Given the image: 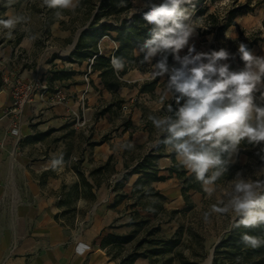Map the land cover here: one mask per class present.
<instances>
[{"label":"rangeland","instance_id":"obj_1","mask_svg":"<svg viewBox=\"0 0 264 264\" xmlns=\"http://www.w3.org/2000/svg\"><path fill=\"white\" fill-rule=\"evenodd\" d=\"M155 1L161 2V0ZM202 3L207 8V13L200 16L193 14L192 17L197 28V34L193 37L192 42L195 43L197 50H218L221 47H225L232 53H236L239 43L243 42L246 45L250 43L256 44L251 51L255 55L264 56V0H198V4ZM133 4V11L138 12L144 9L145 0H135ZM10 7L14 8V15L28 17V22L23 26H17L13 39H8L5 35L7 30L0 28V45L4 44L5 48L11 45L10 49L13 48L11 58H6L4 52L2 53L1 60L8 61L9 65L5 71H1L0 75H6L9 79H12L13 76L25 74L27 70L25 65L28 67L37 66V64H33L28 60L29 56H27L26 52L14 45L19 40L23 41L26 39V42H30L35 46V53L32 54V58L41 59L40 63L42 65L49 64L50 61L56 59L53 65L50 66V70H54V66H56V69L74 70V72H77L76 81L73 80V82H76L74 83L75 86L87 79L89 81L93 80L94 85L91 88L97 96V102L91 105H83L80 111H75L70 116L64 117L65 128L63 131H57L52 136V140L64 136V139H67L70 145L71 142L74 143L72 144L74 154L71 159L66 161L72 171L71 176L66 178L61 189V205L63 208L60 209V219L63 221V225L72 230L77 237H82L89 232L93 234L94 227L98 228L101 219L108 216L114 218V221L106 228L105 233L127 234L131 231V228H116L128 223L131 218L138 221L139 217L133 214L137 210L140 216L151 220L150 224L147 225L144 232L132 245L126 246L124 250L118 247L110 248L109 251L112 257L120 259L130 254L133 246L143 239L147 232H150L152 236L147 239L148 243L143 246L144 249L154 246L158 239L174 237L176 232L179 231L178 239L180 240V245L177 247L176 252L180 256L162 255L155 258L151 257L148 260V264H186V262L204 264L209 257L210 251L229 232L232 224L231 216L234 214L221 216L214 213L205 222L203 213L208 211L211 205L217 204L218 201L225 198V193L231 190L229 182L232 179L224 184L215 186L216 191L211 197L208 195L203 197L199 193L191 192V201L195 207L189 209H187L181 196L182 184L175 176L156 187L160 188L159 190L167 197V201L164 202L166 212H161L158 207H154L156 201L151 198L146 199L143 203H138V207L135 210L129 208L131 203L127 200L115 210L110 209V205L115 201L117 194H127L129 196L132 194L133 181L131 180L125 184L122 191L120 188L119 192H114L113 188L125 173V169L117 160L120 156L119 154L121 153L123 157L125 151L120 146L128 141L130 133H132V144L134 146L144 144L147 141V134L141 131L142 110L157 112L163 108L165 103H175L174 100L163 96L166 78H159L155 97L147 94L139 95L140 86L154 80L151 76V68L148 65L143 67L142 70H132L123 79L129 84V88L121 89L118 93L120 99H117L101 89L97 76L93 75L92 77L90 75L87 64L79 66L70 65L66 62L76 36H73L71 32H65V30L75 26L81 27L86 22V17L80 14H72V18H70L64 16L65 13L62 10V14L57 16V10L42 6V0H17L16 3L10 6L7 5V0H0V19L8 18V16H5V12ZM212 15L218 18V24L214 25L215 20L211 18ZM229 19H232L231 27L221 32L222 26ZM60 21L66 22V25L62 26L59 23ZM53 23L55 24L52 27L48 26V24L51 25ZM206 27L209 28L210 34L208 35L203 33ZM32 36L36 38L32 39ZM110 44L111 42L108 39L104 40L102 49L112 51L113 48H111ZM230 63L233 69L243 66L239 56H236ZM256 95L258 98L259 93ZM120 100H123V103H120ZM115 101L116 106L113 107L111 112L104 116H99L101 112ZM258 102L260 101L258 100ZM127 124H129L130 131L124 133V128ZM103 140L110 147L113 162L107 165V162L103 163L96 157L95 159L90 158L91 164H89L86 159L91 157V155L85 154L89 150L88 148H83V145L88 142L90 143V149H93L94 144H100ZM65 144L67 143L65 142ZM95 150H99V148H95ZM259 152L260 146L245 147L241 145L237 156L233 157V163L238 167L237 172H242L245 177L254 180L264 179V177L258 176L259 169L264 167V164L259 162L260 156L257 154ZM137 153L134 150L127 152L128 161L131 162V158L137 156ZM68 157H70V154ZM161 162L160 167L162 169L165 164L169 163L166 160ZM100 167H104L105 171L96 173L91 177L90 172ZM78 171L83 173L87 181L94 185L93 193L95 194V199L91 197L89 191L83 186ZM237 172H235V175ZM163 174L169 176L168 172ZM97 183L100 184L98 188L96 187ZM149 209L153 210L150 211ZM174 210H178L181 213L170 214ZM156 211L159 214L157 218L154 217V212ZM162 222L161 233H154V228ZM181 226L182 229H180ZM103 236L101 234L99 239Z\"/></svg>","mask_w":264,"mask_h":264},{"label":"clouds","instance_id":"obj_2","mask_svg":"<svg viewBox=\"0 0 264 264\" xmlns=\"http://www.w3.org/2000/svg\"><path fill=\"white\" fill-rule=\"evenodd\" d=\"M16 2L7 0V5ZM192 4L193 0H161L160 3L145 0L143 7L148 10L143 11V19L151 27L148 38L138 45L133 55L142 54L141 63L150 66L153 79L166 78L163 96L175 101V108L171 103L167 105V114L148 117L162 134L154 146L162 144L167 151L175 153L178 163L194 175L211 197L216 191V182L228 173L242 142L260 146L257 154L264 161V103H260L264 102V56L255 55L243 42L239 43L236 53L225 47L197 50L192 42L197 34L193 10L187 7ZM42 6L56 9V15L60 16L61 10L74 12L80 0H42ZM27 22L28 17L13 15L0 19V28L7 30L8 39H13L17 26ZM110 46L118 50L119 42L111 40ZM236 56L243 66L233 69L230 61ZM125 63L123 57H111L117 75ZM120 147L131 149L134 145L125 143ZM50 163L53 169L63 167V157L54 156ZM258 176L264 177V167L259 169ZM229 183L231 190L203 213L204 221L214 213L234 214L229 231L264 227V179L254 180L237 172ZM241 242L248 248L258 249L264 247V236L244 233ZM88 250L89 245L85 243L76 247L78 255Z\"/></svg>","mask_w":264,"mask_h":264},{"label":"crops","instance_id":"obj_3","mask_svg":"<svg viewBox=\"0 0 264 264\" xmlns=\"http://www.w3.org/2000/svg\"><path fill=\"white\" fill-rule=\"evenodd\" d=\"M13 15L14 8L10 7L5 16ZM25 40L14 45L26 52L28 60L37 66L25 65L27 70L23 76L38 77L49 85L50 90L43 98L35 95L32 102L25 106L22 117L15 116L8 113L12 97L5 81L9 77L0 75V264H116L106 250L100 247L102 238L110 233H105V230L113 223L114 218L104 217L100 226L94 227L93 234L89 232L82 237H77L60 219V209L63 208L61 189L72 172L66 161L74 154V143L71 142L70 145L64 136L52 140V136L65 128L64 117L80 111L83 105L97 102V96L91 88L93 80L87 79L75 86L76 82L73 80L76 81V72L71 80L52 82V73L62 70L56 69V66L54 70H50L56 59L42 65L41 59L31 57L35 53V46ZM10 46L5 48L4 44L0 45V73L9 65L8 61L1 60L2 53L6 58L12 57L13 48L10 49ZM71 51L70 54L73 52ZM90 75L93 77L96 74ZM98 80L101 89L110 94L101 80ZM83 148H88L89 151L85 154L91 155L86 159L89 164L90 158L98 157L105 163L112 157L106 142L93 149H90V143L87 142ZM119 155L117 160L124 168V159L121 153ZM54 156L63 157V167H51L50 162ZM163 160L169 161L163 169L172 167L173 163L169 158L161 159L159 165ZM130 180L134 185L137 176ZM163 183H157L154 187ZM101 234L104 236L99 239ZM79 243L89 245V250L83 255L76 253ZM145 263L148 264V260L138 259L135 262Z\"/></svg>","mask_w":264,"mask_h":264},{"label":"trees","instance_id":"obj_4","mask_svg":"<svg viewBox=\"0 0 264 264\" xmlns=\"http://www.w3.org/2000/svg\"><path fill=\"white\" fill-rule=\"evenodd\" d=\"M135 0H80V6L75 9V11L62 10L64 16L70 18L72 14H80L86 17V22L82 26H75L74 28H67L73 36H76L79 30L87 27L78 38L75 50L69 55L66 62L71 64H78L82 66L85 62L88 64V70L91 74H96L101 80L105 89L117 99L119 98V90L121 88H129V84L125 82L124 77L132 70L140 69L148 66L147 64L141 63V56L133 55L134 50L138 45L149 36L150 25L147 24L143 19V11H147V8L134 12V2ZM155 3H160L159 1L153 0ZM123 4V6H121ZM190 10H193L195 16L205 15L207 13V8L202 4H198V0H193L192 5H187ZM216 16H211L214 19V25L218 24V18ZM62 26L66 25V22H59ZM232 19L228 20L225 25L222 26L221 32L227 30L231 27ZM50 26V24H48ZM209 28L203 32L204 35L210 34ZM208 31V32H207ZM115 33V35H112ZM110 37L111 40L119 42V49H113L112 51H105L102 49V44L104 37ZM20 41V40H19ZM18 41V42H19ZM254 43L248 44V48L251 50ZM113 55L123 57L125 60V68L117 75L111 65V57ZM169 62L171 63V57H169ZM92 63V64H91ZM51 81H67L71 80L76 72L69 71L66 69L56 70L52 73ZM159 83V77L151 82H146L139 88V95H150L155 97V91ZM93 86V81H91ZM123 103V100H120ZM174 108L175 103H172ZM167 103L164 104L160 111L154 112L150 110H142L143 116L141 120L142 129L141 131L147 134V141L144 144L137 145L131 149H125L123 153L124 159V169L125 173L122 179L114 185V192H119L124 189L125 184L133 177L137 176V180L132 187L131 196L127 194H117L115 201L110 205L111 210L118 208L124 201L130 202L129 208L136 209L138 203H143L146 199H154L156 204L154 207H158L161 212H166L164 202L167 198L164 194L154 187L157 183L166 182L168 179L174 176L181 182V196L186 204L187 209L195 207L191 201L190 193L196 192L206 197L201 184L196 181L194 175L189 174V172L181 166L177 159L175 153L166 150L164 145H159L155 147V142L157 138H162V134L158 132L152 125V122L148 119L149 115L153 116H163L167 114ZM116 106L115 103L109 105L99 116H104L111 112L113 107ZM130 131L129 124L124 128V133ZM105 143L94 144L98 146ZM126 143H132V133ZM245 147H253L246 142H242ZM137 151V156L131 158V162L128 161L127 152ZM163 158H169L173 165L168 169H162L159 162ZM113 162V157H110L107 161V165ZM259 162L264 164L259 158ZM106 165V166H107ZM238 167L236 164L232 163L229 167L228 173H226L220 180L216 182L215 186H219L233 179L235 172H237ZM105 171L104 167H100L95 171L90 172V176L93 177L96 173H102ZM168 172L169 176H165L163 173ZM79 178L82 181L85 189L89 191V194L93 199H95L94 185L87 181L85 175L78 171ZM96 187H100V184H96ZM181 213L178 210H174L170 214ZM135 216L139 219L136 221L131 218L126 224L120 225L116 229L131 228V231L127 234H119L110 232L106 234L100 243L102 250H106L107 254L112 261L118 262V264H135L138 259L150 260L151 257H159L162 255H179L176 252L177 247L180 245V240L178 239L180 232H176V235L170 239H158L154 246L149 249H144L143 246L147 244V239L152 236L150 232L145 234V237L141 239L136 245L133 246L130 254L117 259L112 257L109 249L112 247H118L121 250L132 243L144 232L147 225L150 224L151 220L139 215L136 210L133 212ZM158 212H154V217H158ZM160 223L156 228H154V233H161ZM182 229V226L181 228ZM244 233L254 236H264V227L259 228H237L229 231L223 239L219 246L215 248L213 264H264V247L258 249H251L246 247L241 242V236ZM109 251V252H108ZM180 256V255H179ZM182 257V256H181ZM184 260V259H183ZM186 264H194L192 262H186Z\"/></svg>","mask_w":264,"mask_h":264},{"label":"built area","instance_id":"obj_5","mask_svg":"<svg viewBox=\"0 0 264 264\" xmlns=\"http://www.w3.org/2000/svg\"><path fill=\"white\" fill-rule=\"evenodd\" d=\"M23 75L13 76L12 79L5 81L10 87L12 97L8 113L19 117H22L25 106L32 102L35 95L43 98L50 90L49 85L40 81L38 77L26 78Z\"/></svg>","mask_w":264,"mask_h":264},{"label":"water","instance_id":"obj_6","mask_svg":"<svg viewBox=\"0 0 264 264\" xmlns=\"http://www.w3.org/2000/svg\"><path fill=\"white\" fill-rule=\"evenodd\" d=\"M86 29H87V28H84L83 30H81V31L77 34V37H76L75 43H74V45H73V47H72V51L75 50V46H76V44H77V41H78L79 36H80L81 33H82L84 30H86ZM72 51H71V52H72ZM220 243H221V241H219V242L214 246V248H213L212 251H211V264H213L215 248H216L217 246H219Z\"/></svg>","mask_w":264,"mask_h":264},{"label":"bare ground","instance_id":"obj_7","mask_svg":"<svg viewBox=\"0 0 264 264\" xmlns=\"http://www.w3.org/2000/svg\"><path fill=\"white\" fill-rule=\"evenodd\" d=\"M204 264H211V251H210L209 257L205 260Z\"/></svg>","mask_w":264,"mask_h":264}]
</instances>
